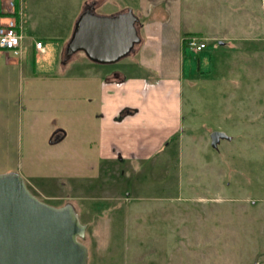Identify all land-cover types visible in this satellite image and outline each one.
<instances>
[{
	"label": "rangeland",
	"instance_id": "obj_1",
	"mask_svg": "<svg viewBox=\"0 0 264 264\" xmlns=\"http://www.w3.org/2000/svg\"><path fill=\"white\" fill-rule=\"evenodd\" d=\"M59 4L25 7L38 29L64 36L67 20L51 15ZM250 5L248 35L199 52L186 47L180 129L167 148L135 163L96 160L83 111L97 104L99 71L152 64L153 45L111 65L77 52L65 69L56 42L44 55L30 39L20 55L0 51V174L17 172L48 205L73 206L86 227L87 264H264V0ZM54 128L68 135L49 144ZM214 131L230 139L213 148Z\"/></svg>",
	"mask_w": 264,
	"mask_h": 264
},
{
	"label": "crops",
	"instance_id": "obj_2",
	"mask_svg": "<svg viewBox=\"0 0 264 264\" xmlns=\"http://www.w3.org/2000/svg\"><path fill=\"white\" fill-rule=\"evenodd\" d=\"M58 1L60 4L57 8L62 11L52 10L51 15L54 19L63 17L67 20V27L62 30L64 36L47 34L53 33L52 29H38L39 24L33 17L35 10L25 7L27 0H0V25L9 17L18 19L22 33V51L26 39L33 42L34 54L41 55L46 54L48 42L59 43V64L65 69V64L73 59H80L78 52L65 62L64 49L77 19L86 8L101 16H111L131 9L138 18L137 30L140 37V43L136 45L132 55L151 45L157 55L152 64L132 63L110 73L108 70L99 71L94 80L98 88L97 104L95 108H84L83 111L88 121L83 128L86 127L88 131L93 128L95 131L94 141L90 140V134L86 135L85 141L87 150L93 151L96 160H119V163L129 160L130 163H135L137 159L150 157L168 147L167 141L180 129L178 82L183 74L180 67L186 50L183 42L185 37L197 36L206 45L209 41H216L222 46L235 40L233 37L236 32L248 35L252 31L250 0ZM9 2L12 7L8 6ZM9 8H12L14 16ZM30 18L33 20L30 21ZM245 18L249 19L248 25ZM30 31L46 35L32 36ZM35 42L42 44L41 50L35 48ZM146 44L148 45L145 47ZM59 64L57 69L62 70ZM71 112L77 113L76 109L70 110ZM80 117L76 120L79 121ZM54 129L62 131L61 141L67 137L68 133L64 128Z\"/></svg>",
	"mask_w": 264,
	"mask_h": 264
},
{
	"label": "water",
	"instance_id": "obj_3",
	"mask_svg": "<svg viewBox=\"0 0 264 264\" xmlns=\"http://www.w3.org/2000/svg\"><path fill=\"white\" fill-rule=\"evenodd\" d=\"M137 22L131 9L101 16L86 8L65 46L64 61L77 52L103 65L126 58L140 43ZM224 138L229 137L223 132L210 133L211 146L216 148ZM85 230L71 204L48 205L28 190L17 172L0 174V264H87L81 242Z\"/></svg>",
	"mask_w": 264,
	"mask_h": 264
},
{
	"label": "built area",
	"instance_id": "obj_4",
	"mask_svg": "<svg viewBox=\"0 0 264 264\" xmlns=\"http://www.w3.org/2000/svg\"><path fill=\"white\" fill-rule=\"evenodd\" d=\"M8 6L12 7V3L9 2ZM9 9L14 16L12 8ZM183 42L186 47L197 52L205 48V41L197 36L185 37ZM21 43L22 33L19 21L15 17H9L5 23L0 25V50L12 52L14 55H20L22 51ZM35 48L41 50L42 44L36 42Z\"/></svg>",
	"mask_w": 264,
	"mask_h": 264
},
{
	"label": "flooded vegetation",
	"instance_id": "obj_5",
	"mask_svg": "<svg viewBox=\"0 0 264 264\" xmlns=\"http://www.w3.org/2000/svg\"><path fill=\"white\" fill-rule=\"evenodd\" d=\"M139 25V23L137 22V24H136V27ZM134 48H135V46H134ZM134 52H135V49H134ZM133 52V53H134ZM133 53H131L130 55H132ZM129 55V56H130ZM61 133H62V131L60 130V129H53L52 131H51V135H50V137H49V140H54V139H60L62 136H61Z\"/></svg>",
	"mask_w": 264,
	"mask_h": 264
}]
</instances>
